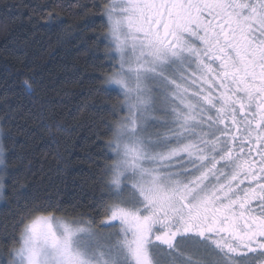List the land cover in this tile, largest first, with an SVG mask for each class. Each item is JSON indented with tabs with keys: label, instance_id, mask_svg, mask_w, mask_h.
<instances>
[{
	"label": "snow or ice",
	"instance_id": "6c2138e0",
	"mask_svg": "<svg viewBox=\"0 0 264 264\" xmlns=\"http://www.w3.org/2000/svg\"><path fill=\"white\" fill-rule=\"evenodd\" d=\"M95 7L115 61L102 90L127 109L96 164L101 226L116 231L56 216L48 198L5 227L0 264H264V0ZM0 166L3 199L2 145Z\"/></svg>",
	"mask_w": 264,
	"mask_h": 264
},
{
	"label": "trees",
	"instance_id": "16d2710c",
	"mask_svg": "<svg viewBox=\"0 0 264 264\" xmlns=\"http://www.w3.org/2000/svg\"><path fill=\"white\" fill-rule=\"evenodd\" d=\"M97 4L103 0H0V128L8 166L0 259H6L5 227L12 233L48 198L56 216L94 229L104 219L100 204L111 194L98 176L99 145L124 113L122 94L102 90L115 61L107 56L108 29Z\"/></svg>",
	"mask_w": 264,
	"mask_h": 264
},
{
	"label": "rangeland",
	"instance_id": "374dc122",
	"mask_svg": "<svg viewBox=\"0 0 264 264\" xmlns=\"http://www.w3.org/2000/svg\"><path fill=\"white\" fill-rule=\"evenodd\" d=\"M122 96H123V95H122ZM123 100H124V97H123ZM122 103H123V102H122ZM121 110H122V112L124 113V116L127 115V109H122V104H121ZM149 131L155 132L156 129L150 127V128H149ZM1 141H2V131H1V128H0V145H2V142H1ZM2 168H3V166H0V169H2ZM1 200H2V199H0V201H1ZM100 228H102L103 230H102V229L100 230L99 228H98V229L96 228L95 230L98 231L99 233H101L103 236H107L106 232L104 231V228H105V227H101V226H100Z\"/></svg>",
	"mask_w": 264,
	"mask_h": 264
},
{
	"label": "flooded vegetation",
	"instance_id": "af4514ba",
	"mask_svg": "<svg viewBox=\"0 0 264 264\" xmlns=\"http://www.w3.org/2000/svg\"><path fill=\"white\" fill-rule=\"evenodd\" d=\"M102 227V226H101ZM100 230L102 228H99ZM103 230V229H102ZM104 231L106 232L107 236H109L111 233H114L116 231V229H113V228H104Z\"/></svg>",
	"mask_w": 264,
	"mask_h": 264
}]
</instances>
